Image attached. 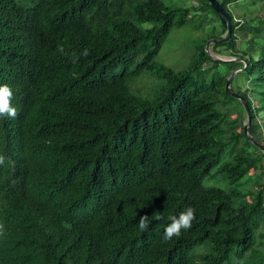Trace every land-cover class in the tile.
Returning a JSON list of instances; mask_svg holds the SVG:
<instances>
[{"label": "trees", "instance_id": "1", "mask_svg": "<svg viewBox=\"0 0 264 264\" xmlns=\"http://www.w3.org/2000/svg\"><path fill=\"white\" fill-rule=\"evenodd\" d=\"M219 1L230 13L238 0ZM188 11L163 0H0V84L17 109L0 117V264H264V143L245 136L244 106L226 90L243 67L253 87L231 86L251 133L264 114V53H238L233 22L211 47L241 61L209 54L211 32L184 69L157 62L174 24L202 27ZM143 71L156 80L150 93L133 90ZM244 176L256 192L239 205L238 191L204 185ZM188 206L191 227L164 241L168 217Z\"/></svg>", "mask_w": 264, "mask_h": 264}, {"label": "rangeland", "instance_id": "2", "mask_svg": "<svg viewBox=\"0 0 264 264\" xmlns=\"http://www.w3.org/2000/svg\"><path fill=\"white\" fill-rule=\"evenodd\" d=\"M168 3L171 1L173 4L183 5L185 8H189L188 16L193 15L199 21V24L202 25L201 28H194L193 23L189 22L186 25L177 26L174 24L167 36L164 38V41L161 45V48L156 56V61L164 64L174 70L184 69L188 62L192 59V54L195 52V47L198 45V41L201 37L207 34H213L219 36L218 38H223L227 35V28L221 27L219 21L216 19L213 11L207 9L203 6L204 9H198L200 3L198 0H163ZM230 8V13L232 16V23L237 22V31H236V41L234 46L237 48L238 53H247L257 55L259 53H264L263 49L259 46H264V32L262 29V24H259V19L264 17V0H238L233 3L228 4ZM229 14V13H228ZM207 41L206 51L209 52L214 57H217L222 60H237L241 61L238 58H234V54H229L224 50H227V47L222 46L216 49L211 47L210 42ZM259 47V48H258ZM259 49V50H258ZM210 69L205 67L204 73L207 74ZM242 69H236V72L230 78V87L232 86L245 88L253 87L250 80L246 79L245 75L242 73ZM230 76V75H229ZM228 76V78H229ZM156 80L147 71H143L141 75L134 80L132 83L133 90H141L143 93L152 92V87L155 85ZM232 84V86H231ZM233 89V88H232ZM234 90V89H233ZM253 98L254 95H251ZM236 102V101H234ZM237 103V102H236ZM256 105V101L254 100ZM233 110V109H232ZM229 111L227 117L231 115L235 116V113ZM244 123L247 121L246 114H243ZM250 125V124H249ZM239 129V128H238ZM249 132V129H248ZM250 135L254 136L255 139H261V142L264 143V114H258L255 119L253 129L251 130ZM255 152L253 151V154ZM253 171L249 170L248 175L251 176ZM255 172H260L256 170ZM213 179V180H211ZM255 177L248 179L247 176H244L240 181L230 183L228 180L218 177H206L204 180L205 186H217L222 187L227 191H238V194L233 197V201L236 205H239L241 202L251 201L254 199L256 192L255 189ZM264 181V177L261 179ZM250 191V192H249ZM253 192V194H251ZM257 232L264 233V227L261 226V222L257 227ZM264 241V235L260 237ZM258 240V239H257ZM203 251V248L199 249Z\"/></svg>", "mask_w": 264, "mask_h": 264}, {"label": "clouds", "instance_id": "3", "mask_svg": "<svg viewBox=\"0 0 264 264\" xmlns=\"http://www.w3.org/2000/svg\"><path fill=\"white\" fill-rule=\"evenodd\" d=\"M229 15L231 16L230 13H229ZM231 19H232V16H231ZM231 33H232V31H231ZM214 39H217V38H214ZM81 54L84 55V56H87L88 55V51L85 49ZM74 56H75V54H74ZM219 60H222V59H219ZM240 60H242V59H240ZM226 61H231V60H226ZM12 96H13V92H12L11 87L9 85H7V84H0V117H5L6 116V117H10L12 119L16 118L17 109L11 103ZM246 116H247V114H246ZM5 160H6V157H4L3 155H0V165H3L5 163ZM152 218L154 220H157V221L164 219V217L159 215V214H152ZM194 219H195V210L191 206L186 207L178 215H170L168 217V220L170 222L166 225V227L163 230L162 239L164 241H168V240L172 239L174 236H179L181 234L182 230H187V229H189L191 227L192 221ZM138 228L142 232H146L148 230V228H149V216L148 215L145 214V215H140L139 216V218H138ZM2 229H3V226L0 225V231H2Z\"/></svg>", "mask_w": 264, "mask_h": 264}, {"label": "water", "instance_id": "4", "mask_svg": "<svg viewBox=\"0 0 264 264\" xmlns=\"http://www.w3.org/2000/svg\"><path fill=\"white\" fill-rule=\"evenodd\" d=\"M211 8L213 9V11L218 15V17L220 18L223 26H225L227 28V35L223 38H217V39H213V40H209L208 44L210 42H213V43H221V42H224V41H227L229 40L230 38V35H231V31H232V19H231V16L228 14V12L223 8V6L221 5L220 1L219 0H208ZM215 59H218L219 58H216L214 57ZM246 66V65H245ZM244 66V67H245ZM236 69H243L242 68H236ZM236 69H233L230 73V76L229 78L227 77V80H226V90L232 94V96L238 98L243 106H244V109L246 111V114H247V121L246 123L243 124V129H244V133H245V136L251 141L253 142L255 145L257 146H260L259 143L248 133V126L250 124V121H251V112H250V109L247 105V103L242 99V97L237 94L235 92V90H233L231 87H230V78L232 77V75L236 72Z\"/></svg>", "mask_w": 264, "mask_h": 264}]
</instances>
